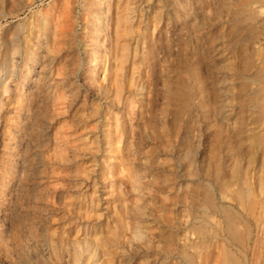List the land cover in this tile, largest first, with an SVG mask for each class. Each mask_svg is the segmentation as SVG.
I'll return each mask as SVG.
<instances>
[{"label":"rangeland","instance_id":"rangeland-1","mask_svg":"<svg viewBox=\"0 0 264 264\" xmlns=\"http://www.w3.org/2000/svg\"><path fill=\"white\" fill-rule=\"evenodd\" d=\"M102 4L0 0V264H264V0Z\"/></svg>","mask_w":264,"mask_h":264},{"label":"bare ground","instance_id":"bare-ground-1","mask_svg":"<svg viewBox=\"0 0 264 264\" xmlns=\"http://www.w3.org/2000/svg\"><path fill=\"white\" fill-rule=\"evenodd\" d=\"M92 5L96 8V17H97V24H98V31H99V33H102V27H103V29L105 28V30L104 31H106V34L108 33V27L105 25V24H103V26H102V23H103V19H104V22L106 21V18H103L102 19V14H103V10H102V0H92ZM42 20L44 19V20H47L48 18L47 17H43V18H41ZM107 22V21H106ZM156 25L155 26H153V29H152V31L151 32H149V34H148V38H149V40L151 41L152 39H153V36H154V33H155V30H156ZM31 34H32V29H31V26H28L27 27V29L25 30V34H24V37H23V56H22V58H21V60H20V62H21V67L22 68H25L27 65H28V61L30 60V58L33 56L32 55V53H31V51H30V49H29V41H30V37H31ZM109 34V33H108ZM65 38H66V36H65ZM108 40H109V35H108V39L106 40V42H105V44H104V48H107L109 45H110V43L108 44L107 42H108ZM117 41L115 40L114 41V43H113V46H112V50H113V48L117 45ZM111 50V51H112ZM113 55H111V58H112V62H115V61H117L116 60V58H113L112 57ZM108 57V56H107ZM97 58H101V54L99 53V54H97L96 56H95V59H97ZM104 59H100V60H98V62L99 63H101L102 61H103ZM106 60V59H105ZM116 64V63H115ZM106 66V65H105ZM106 71H107V67L105 68V70H104V75H103V77H102V80H105V77H106ZM9 82V81H8ZM96 87H99V89H101V86H100V84L99 83H96ZM101 91V90H100ZM103 92V91H102ZM120 142H121V140L118 138V144H120ZM110 144V143H109ZM118 146V145H117ZM120 147V146H119ZM119 149V148H118ZM118 149H117V151H118ZM118 153V152H117ZM90 256V255H89ZM90 258H92V256L90 257ZM91 263L90 264H96L94 261H90Z\"/></svg>","mask_w":264,"mask_h":264}]
</instances>
